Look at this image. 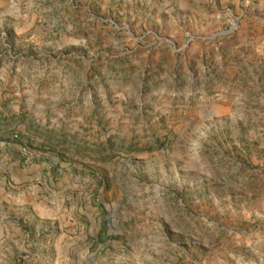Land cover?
<instances>
[{
  "label": "rangeland",
  "instance_id": "rangeland-1",
  "mask_svg": "<svg viewBox=\"0 0 264 264\" xmlns=\"http://www.w3.org/2000/svg\"><path fill=\"white\" fill-rule=\"evenodd\" d=\"M0 264H264V0H0Z\"/></svg>",
  "mask_w": 264,
  "mask_h": 264
}]
</instances>
